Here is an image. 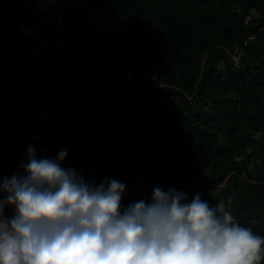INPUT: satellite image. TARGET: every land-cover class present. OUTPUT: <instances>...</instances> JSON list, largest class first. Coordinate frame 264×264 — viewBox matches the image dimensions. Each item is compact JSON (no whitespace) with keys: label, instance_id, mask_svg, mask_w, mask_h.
<instances>
[{"label":"trees","instance_id":"16d2710c","mask_svg":"<svg viewBox=\"0 0 264 264\" xmlns=\"http://www.w3.org/2000/svg\"><path fill=\"white\" fill-rule=\"evenodd\" d=\"M29 145L124 206L199 193L264 236V0H0V177Z\"/></svg>","mask_w":264,"mask_h":264},{"label":"clouds","instance_id":"9594fccd","mask_svg":"<svg viewBox=\"0 0 264 264\" xmlns=\"http://www.w3.org/2000/svg\"><path fill=\"white\" fill-rule=\"evenodd\" d=\"M38 158L29 145L23 175L0 177V264H262L264 236L215 205L169 188L122 205L125 184L86 183ZM231 203V200H229ZM11 208L13 215H7Z\"/></svg>","mask_w":264,"mask_h":264},{"label":"built area","instance_id":"2783aa9c","mask_svg":"<svg viewBox=\"0 0 264 264\" xmlns=\"http://www.w3.org/2000/svg\"><path fill=\"white\" fill-rule=\"evenodd\" d=\"M251 18V15L248 14L246 16V20L248 21L249 19ZM15 27H13L12 29H10L6 35H5V41L8 43V42H11V39L13 38V32L12 30H14ZM20 31L23 32V33H26L28 35H33L35 33V29L31 26H22L20 28ZM250 37H253V36H250ZM241 51H239L238 49H236L233 53H232V56L235 60V62L238 64L239 61H240V55H241ZM145 113L147 114L148 111L146 109ZM128 115L130 117H135V118H139V115H138V109L136 107L134 108H131L129 111H128Z\"/></svg>","mask_w":264,"mask_h":264}]
</instances>
